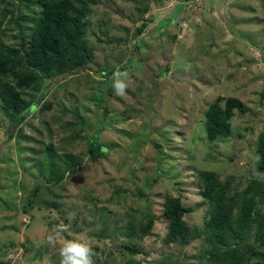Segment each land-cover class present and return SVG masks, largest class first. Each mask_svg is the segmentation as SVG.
<instances>
[{"label": "rangeland", "instance_id": "1", "mask_svg": "<svg viewBox=\"0 0 264 264\" xmlns=\"http://www.w3.org/2000/svg\"><path fill=\"white\" fill-rule=\"evenodd\" d=\"M84 1L92 62L26 91L34 109L18 126L0 101V264H61L65 239L88 243L94 264H209L202 239L167 242L164 204L179 198L195 232L208 220L198 172L240 190L264 181V0ZM39 14V0H0V48L20 49V34L28 47ZM116 72L129 76L123 96ZM229 98L245 111H234L228 137L210 142L206 111ZM94 137L106 150L97 160ZM71 157L76 168L63 174ZM147 212L152 235L127 236V215ZM61 223L70 230L49 243Z\"/></svg>", "mask_w": 264, "mask_h": 264}, {"label": "trees", "instance_id": "2", "mask_svg": "<svg viewBox=\"0 0 264 264\" xmlns=\"http://www.w3.org/2000/svg\"><path fill=\"white\" fill-rule=\"evenodd\" d=\"M39 7L40 14L35 19L28 47L25 37L20 34V49L0 48V101L14 118L16 126L34 109L30 102H26V91H37L44 79L73 73L94 58L93 48L86 38L93 11L86 1L39 0ZM10 15L16 25L19 11L14 8ZM235 110L241 114L245 111L243 103L235 98L227 99L224 105L217 101L209 107L205 114V128L210 142L230 135V120ZM257 148L260 153L258 170L264 172V129L258 137ZM51 149L52 146L47 162L53 174L54 154ZM105 151L97 137L90 141L88 154L92 160L103 156ZM76 164L77 160L71 157L63 174L74 172ZM197 178L208 207V220L202 229L192 232L184 221L189 211L182 201L166 197L167 242L186 245L191 239H202L205 247L202 261L209 264H264V181L254 179L240 190L232 180L222 182L213 172L200 171ZM154 225L155 216L151 212L139 221L128 214L127 236L149 237ZM126 248L130 253H138L130 245Z\"/></svg>", "mask_w": 264, "mask_h": 264}, {"label": "clouds", "instance_id": "3", "mask_svg": "<svg viewBox=\"0 0 264 264\" xmlns=\"http://www.w3.org/2000/svg\"><path fill=\"white\" fill-rule=\"evenodd\" d=\"M129 79L127 72L114 73L113 89L118 96H123L128 87L126 81ZM70 230V226L61 223L55 229V234L49 236V243L60 240L63 234ZM59 255L61 264H94L96 255L93 248L83 240L65 239L60 247Z\"/></svg>", "mask_w": 264, "mask_h": 264}]
</instances>
